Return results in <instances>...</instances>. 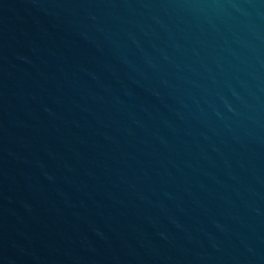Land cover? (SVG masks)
Wrapping results in <instances>:
<instances>
[{
    "label": "water",
    "instance_id": "1",
    "mask_svg": "<svg viewBox=\"0 0 264 264\" xmlns=\"http://www.w3.org/2000/svg\"><path fill=\"white\" fill-rule=\"evenodd\" d=\"M0 264H264V0H0Z\"/></svg>",
    "mask_w": 264,
    "mask_h": 264
}]
</instances>
